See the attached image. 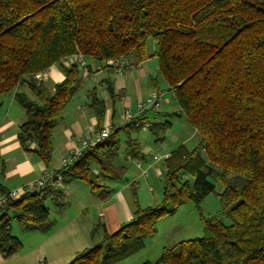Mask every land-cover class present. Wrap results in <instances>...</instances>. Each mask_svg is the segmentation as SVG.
I'll list each match as a JSON object with an SVG mask.
<instances>
[{"label": "trees", "instance_id": "1", "mask_svg": "<svg viewBox=\"0 0 264 264\" xmlns=\"http://www.w3.org/2000/svg\"><path fill=\"white\" fill-rule=\"evenodd\" d=\"M75 54L87 67L117 57L134 64L155 57L176 114L198 140L191 149L179 144L164 158L158 204H136L132 218L66 264H114L134 254L159 218L186 201L199 203L217 182L223 217H201V236L164 246L158 258L142 264H264V0H0V95H13L24 112L17 132L21 148L46 166L52 131L80 84L79 65L61 63ZM56 63L62 81L51 88L35 78ZM106 90L113 95L110 81ZM88 99L100 129L105 102L95 89ZM157 110L142 111L57 169L62 183L83 181L107 197L106 184L125 170L114 164L121 132L140 130L135 122L147 121L146 130L162 140L169 123L146 114ZM0 169L3 175L1 156ZM6 192L0 184V194ZM60 193L45 186L0 206L3 257L22 248L10 221L48 231L53 221L43 202Z\"/></svg>", "mask_w": 264, "mask_h": 264}, {"label": "crops", "instance_id": "2", "mask_svg": "<svg viewBox=\"0 0 264 264\" xmlns=\"http://www.w3.org/2000/svg\"><path fill=\"white\" fill-rule=\"evenodd\" d=\"M151 49L153 51L154 47L152 46ZM151 62L153 59H147L139 63L137 68L125 70L121 74L114 72L109 67L96 69V66L101 65L96 63H91V66L85 70L79 66L81 70L78 90L61 113L52 131L53 149L49 166H46L34 153L26 152L21 148L17 140V132L19 124L24 121V112L15 103L13 95H0V156L3 161L2 183L0 182V184L9 191L38 179L45 171H56L60 166L62 157L68 153V150L76 146L77 141L82 136L97 129L96 118L88 105V93L91 89H95L97 95L105 102L102 127L119 124L126 110L136 112L137 101L149 93L156 91L162 94L163 108L146 114L151 121H167L169 123L170 126L164 133L163 139L157 141L156 137L146 129L122 131L118 152L121 156L122 153L124 154L123 160H130V163L134 161L137 171L136 178L144 177L146 179L148 177L147 171L152 168L151 176L161 177L162 173L159 168H156L153 155H151L153 148H157L159 145L164 152L162 157L166 158L173 148H165L162 145L163 142L165 143V138L171 141L173 139L172 143L178 146L179 144L190 143L197 134L183 116L176 114L178 109L173 104V99L170 100L166 97L164 91H158V86L165 84V82L160 74L159 77L157 76V64L152 66ZM61 63L71 64L69 59L62 60ZM61 63L53 64L46 70L43 82L51 88L53 84L62 81L64 78ZM107 81L112 84L113 95H109L106 90ZM134 132L137 133L133 134ZM174 132L178 135L173 137ZM197 140L198 138L194 143H191L192 147L197 143ZM162 157L155 161L161 160ZM114 164L125 167L124 164ZM129 187L130 182L119 179L106 184L107 190H110L107 197L100 198L98 194H95L96 200L92 204L95 208V221L88 218L87 221L80 222L71 214L67 216V220L57 222V216L53 217L50 214V208L45 206L49 211L51 220L53 219V225L48 231L39 230L42 233L40 235L36 233L38 239L35 240L31 248H28L31 252L27 258V264H40L41 262L52 264L63 260L58 264H66L76 252L88 248L95 241L100 240L103 232L115 231L122 223L132 218L136 204L141 206V202L148 203L152 200V196L149 198L146 195L143 198L146 200H140L135 195H131L128 191ZM85 188L91 196L93 193L83 181L72 180L59 188L60 196L52 202L58 203L63 197L71 198L76 189L86 192ZM148 191L153 193V188L149 186ZM86 208L88 207L81 209L82 214ZM99 225V229L94 232V227ZM64 256H68V258Z\"/></svg>", "mask_w": 264, "mask_h": 264}, {"label": "rangeland", "instance_id": "3", "mask_svg": "<svg viewBox=\"0 0 264 264\" xmlns=\"http://www.w3.org/2000/svg\"><path fill=\"white\" fill-rule=\"evenodd\" d=\"M152 46L154 47V43L152 41L149 42V48L151 49ZM153 62L151 65L154 66L157 64L156 58L152 57ZM148 59V60H150ZM159 75V72L157 76ZM159 77V76H158ZM163 83V82H162ZM164 91L165 96L172 99L171 91L167 90V86L165 84H160L158 86V91ZM154 92V91H153ZM173 104L176 105L175 101ZM163 103L161 102L158 109L163 108ZM177 106V105H176ZM19 107V106H18ZM119 123H122V119ZM122 125V124H121ZM137 132H134L135 134ZM169 133V132H168ZM178 135V133H173V137ZM197 139V136L194 137L190 143H187L186 146L191 148V143ZM165 140V143L163 142ZM162 142V145L165 148H174L176 145L172 143L170 139L165 138ZM164 150V149H163ZM157 155L162 157L164 152L162 151L161 147L158 145L157 148H153L151 155ZM124 154L122 156L118 153L116 156L115 162L116 164H124L125 170L123 172L120 181H128L130 182L129 193L131 195H135L137 198L142 200L144 197H149L150 200L148 203L141 202V206H148L158 204L162 198V184H163V160L162 157L159 161H154L156 168H159L161 171V177L151 176L153 172V168L147 171V178L138 177L136 178V168L134 161L130 163V160H123ZM145 179V180H144ZM130 180V181H129ZM0 182L2 183L1 171H0ZM7 186V185H6ZM151 186L153 188V193L148 191V187ZM12 188V187H11ZM9 188V189H11ZM86 189V192L76 189V192L72 197H63L58 203H53L50 197H47L43 205L50 208V214L56 217L57 222H62L67 220V216L72 214V217H76L80 222L83 220L87 221L88 218L96 220L95 217V208H93L92 204L96 200L95 193L89 196V192ZM222 190L221 185L217 182L215 183V189L206 197H204L199 203H194L192 201H186L180 204L174 211V213L163 216L157 220L156 223V230L154 234L145 240L144 247L135 252L134 254L114 263V264H142L145 260L153 261L160 255L162 248L164 246H170L175 244L180 240H186L190 238L199 237L203 234V224L201 217H207L211 215H218L222 216L224 214V206L221 203L218 193ZM146 200V199H143ZM55 201V200H53ZM58 204V205H57ZM84 207L86 208L85 212L82 214V210ZM53 220V219H52ZM226 219H224L225 221ZM84 222V221H83ZM227 222V221H226ZM9 231L13 236L18 237L22 242V248L16 252L13 257H3L0 254V264H27V258L30 256L31 250L28 249L29 247L33 246L32 244L35 243L37 238V234H42L39 230H26L23 226L17 223L16 220L12 219L9 224ZM37 233V234H36ZM28 252V253H27ZM23 255V257H22ZM68 258V256H64ZM64 261V260H63ZM58 261V263L63 262ZM70 260H68L69 262ZM67 262V263H68ZM52 263V264H58ZM44 264V263H40Z\"/></svg>", "mask_w": 264, "mask_h": 264}, {"label": "built area", "instance_id": "4", "mask_svg": "<svg viewBox=\"0 0 264 264\" xmlns=\"http://www.w3.org/2000/svg\"><path fill=\"white\" fill-rule=\"evenodd\" d=\"M65 59H69L71 63H77L84 70L87 68V61L81 54H75ZM63 59V60H65ZM139 64H134L129 59L123 57L111 58L106 60L103 64L96 66V69L101 67H109L114 72L121 74L125 70H133L138 67ZM46 70L35 75L38 81H44ZM162 95L159 92H151L144 98L140 99L136 103V112L126 110L122 117V123L104 126L100 129L91 130L87 135L82 136L77 142V145L70 148L68 153L62 157L60 161V167L67 165L81 152L89 147L94 146L96 143L104 140L112 130H115L123 125L125 122L132 121L135 117L145 110H157L161 104ZM136 126H140L145 130L148 127L147 121L135 122ZM154 160H158L160 156L153 154ZM58 168V169H59ZM61 176L56 171H45L38 179L21 185L18 188L11 189L4 194H0V206H2L7 199H15L26 192L44 188L45 186H51L54 189L62 187Z\"/></svg>", "mask_w": 264, "mask_h": 264}]
</instances>
